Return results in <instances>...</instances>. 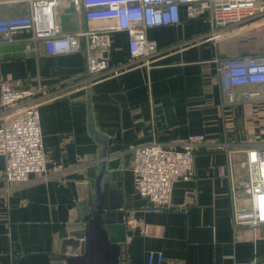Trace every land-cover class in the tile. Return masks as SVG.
<instances>
[{
  "label": "crops",
  "instance_id": "obj_1",
  "mask_svg": "<svg viewBox=\"0 0 264 264\" xmlns=\"http://www.w3.org/2000/svg\"><path fill=\"white\" fill-rule=\"evenodd\" d=\"M30 13L26 4L0 0V17ZM52 14L64 32L113 24L88 21L77 0H62ZM181 19L149 30L159 45L151 66L132 59L126 32L112 33L111 47L93 52L109 60L102 75L89 72L84 44L78 53L50 54L46 39L33 38L31 30L0 42V80L56 95L40 106L48 171L9 182L0 155V264H66L61 239L101 173L130 203L127 224L134 232L126 264H149L151 251L163 253V264L264 260V222L235 225L233 217L235 209L254 205L241 184L246 150L264 145V83L236 87L228 103L215 62L218 56L263 54L264 25L215 44L203 39L210 30L206 15L191 19L182 10ZM191 134L206 139L195 152L193 178L174 185L176 209L147 212V200L135 189L132 146L160 141L182 148Z\"/></svg>",
  "mask_w": 264,
  "mask_h": 264
},
{
  "label": "built area",
  "instance_id": "obj_2",
  "mask_svg": "<svg viewBox=\"0 0 264 264\" xmlns=\"http://www.w3.org/2000/svg\"><path fill=\"white\" fill-rule=\"evenodd\" d=\"M22 3L31 13L0 17V42L13 40L17 30L33 31V38H45L50 54L78 53L83 44L89 52L91 74L109 71L107 57H95L94 51H107L112 33L128 35V49L133 60L151 66L158 51L157 41L149 30L181 23V12L196 19L206 15L210 30L203 36L215 44L226 36L255 24L264 25V0H77L88 21H113L112 25L90 30L64 32L53 24L52 9L62 0H3ZM221 95L226 102L235 101V89L264 83V53L259 55L218 56ZM248 91L243 95L247 96ZM46 90L24 87L17 81L0 80V155L5 166L2 176L9 182H26L32 174L48 171L40 123V106L53 100ZM204 135L191 134L182 148L160 141L132 146V170L136 192L147 200V212L175 208L172 203L174 185L190 180L195 173V152ZM247 179L243 190L254 200L252 209L237 208L235 225L258 226L264 222V145L246 150ZM177 210H186L178 207ZM162 252L151 251L149 264H163ZM255 264H264V260Z\"/></svg>",
  "mask_w": 264,
  "mask_h": 264
},
{
  "label": "water",
  "instance_id": "obj_3",
  "mask_svg": "<svg viewBox=\"0 0 264 264\" xmlns=\"http://www.w3.org/2000/svg\"><path fill=\"white\" fill-rule=\"evenodd\" d=\"M103 177L101 173L94 191L79 202L75 225L61 239L66 264H126L125 246L134 232L127 224L130 203L115 182Z\"/></svg>",
  "mask_w": 264,
  "mask_h": 264
},
{
  "label": "bare ground",
  "instance_id": "obj_4",
  "mask_svg": "<svg viewBox=\"0 0 264 264\" xmlns=\"http://www.w3.org/2000/svg\"><path fill=\"white\" fill-rule=\"evenodd\" d=\"M263 206H264V200H263Z\"/></svg>",
  "mask_w": 264,
  "mask_h": 264
}]
</instances>
